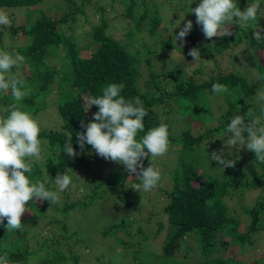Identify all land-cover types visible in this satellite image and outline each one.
<instances>
[{"label":"trees","instance_id":"trees-1","mask_svg":"<svg viewBox=\"0 0 264 264\" xmlns=\"http://www.w3.org/2000/svg\"><path fill=\"white\" fill-rule=\"evenodd\" d=\"M44 1L47 0H0V9L12 10L9 13L11 25H0V50L10 54L19 53L26 58V63L19 70L14 68L11 73L14 75L19 71L31 88L30 96L20 102L23 111L33 117L39 116L42 110L52 107L48 99L57 93L54 110L62 124L56 128L41 127L39 139L45 142L41 143V147L48 154L33 161L30 179L39 180L47 188L55 190V177L67 172L76 183H71L68 189L59 193L57 203L48 201L49 210L64 216L72 211L83 212L104 198L102 189H112L125 180L128 174L125 170L110 177L108 170L111 161L97 155L90 145H85L81 151L76 135L77 132L86 131L81 127V121L90 122L93 114L99 110L98 106L93 105L86 112L89 99L101 95L102 89L110 83H123L125 88L122 95L129 99L140 97L148 110L144 119L145 131L140 135L164 122L169 126L170 141L182 145L178 154L167 152L156 158L164 169L161 175H169L173 183L171 188H162L167 197L163 216L168 224L163 217H153L148 221L155 220L158 232L169 229L168 234L159 251L147 248L144 244L151 239L148 228L150 222L139 224L136 228L141 237L136 243L143 248L139 254L134 252L130 256L131 264L251 263L229 257V252L231 245L238 244L242 249L245 242L253 244L252 233L264 229V163L256 161L255 153L248 151L250 164L247 167L239 162L234 167L223 168L218 162L212 161L210 155L212 151L218 150V146L210 142L202 145V142L212 139L221 131L226 132L228 123L235 115L243 114L249 108L258 112V104L253 98L264 84V40H255L253 34L261 31L264 35V13L258 14L254 25L246 29L243 35L240 29H236L230 36L216 38L213 44L205 39L204 34L200 38L192 33L187 36L188 43L198 47L201 55L215 60L234 44H242L247 40L249 48L255 51L253 60L259 70L260 80L251 81L246 70L223 71L220 67L214 69L208 79L202 80L197 77L183 78L181 69L159 71L152 66L151 54L159 51V47L163 52L173 47L180 48L176 43L173 45L174 36L165 39L167 36L160 32L164 28L163 18L160 5L155 0H119L124 6L122 11L115 5L117 0L95 3H92L93 0H48L51 3L48 12L40 10L34 15L27 11L24 17L18 15V10L37 6ZM180 1L185 3L189 16L195 17L190 9L197 7L201 0ZM253 1L237 0V3L240 6ZM60 6L64 9H54ZM24 18L25 23H19ZM119 29L124 33L118 37L115 33ZM141 40L144 51L137 49L133 52L132 48ZM241 52H245V49ZM143 56H146L151 66L148 68V79H144L141 68ZM197 72L205 74L203 68H198ZM216 83L226 85L229 92L214 94L212 85ZM212 100L217 102L216 106L211 105ZM14 103L10 92L0 95V113L8 112ZM162 108L166 109L164 118L160 113ZM187 116L209 123L218 120L219 125L209 126L205 133L196 135L191 131L190 122H187V129L174 135L176 120L180 118L181 121ZM71 138L72 146L80 153L74 159L63 153V143ZM166 156L171 157L167 160L175 163L174 168H168L163 162ZM144 165L148 167V159L144 160ZM205 165L212 166L217 172L220 169L222 179L206 173L203 170ZM258 167L262 171H258ZM95 170H99V174ZM79 171L85 174L86 180L78 175ZM94 180L97 182L87 193V199L75 198L74 193L79 188H87ZM132 182L140 181L135 179ZM256 189L260 193L251 204L242 199L245 216L251 221L247 232H242L239 229L240 218L229 211L225 198L238 191L244 195L247 190ZM37 202L30 201L26 205L28 211H33L29 221L35 225L40 218L48 215L46 202L40 206ZM129 203L126 201V204ZM24 219L20 230L8 231L4 226L7 220L4 225H0V258H7L10 264H81L83 260L80 253L69 248L63 249L60 247L63 242L57 238L38 240V247L32 249L29 242L30 227L25 225ZM127 219L128 216H124L103 228L104 237H116L126 249L135 244L132 238L126 240L118 235L122 231L129 232L130 223ZM54 222L61 223L64 232H68L65 221H48L50 224ZM189 236L199 244L197 261L189 259L191 250L184 244L185 238ZM156 237V234L152 236L153 239ZM71 239L72 235H69L70 241L64 244L75 247L85 240L82 236L74 242ZM183 246L186 248L184 254L179 253ZM145 253L149 255L145 257ZM252 264H264V258L256 259Z\"/></svg>","mask_w":264,"mask_h":264},{"label":"clouds","instance_id":"clouds-1","mask_svg":"<svg viewBox=\"0 0 264 264\" xmlns=\"http://www.w3.org/2000/svg\"><path fill=\"white\" fill-rule=\"evenodd\" d=\"M261 12L260 0L248 3L242 11L237 0H201L199 5L190 9L196 17V24L201 27L205 39L224 37L233 34V24L246 28L258 19ZM185 20V19H184ZM178 34H174V44L186 43V37L193 28V21L187 20ZM0 25L10 26L9 13L0 9ZM253 38L264 40L261 31H256ZM183 43L179 46L183 47ZM175 50L171 53V55ZM188 55L193 62L201 58L198 47L189 50ZM26 63V58L19 54H10L0 50V95L11 93L15 100L8 112L0 113V225L8 231L20 230L22 217L28 209L30 201H59V193L64 192L72 183L67 172L57 174L54 179L55 190L49 189L45 183L30 179L34 164L41 157V127L38 119L21 109L20 102L30 96L31 88L27 85L15 68L19 70ZM123 83H110L102 89V94L91 97L87 104L88 112L93 105L98 111L88 123L81 121L86 131L77 132L81 151L90 145L101 158L123 165L129 178H136L132 189L148 192L155 189L161 180V170L153 166L156 157L164 156L170 148L169 126L161 122L141 136L145 131L144 119L148 110L140 97L126 98L122 95ZM212 92L221 95L229 92V88L220 83L212 85ZM256 102L260 106L259 113L249 108L245 113L235 115L227 125L230 135L224 147L210 153L212 161L223 168L234 167L236 161L228 158L226 146L244 145L248 151L254 152L256 161L264 163V88L256 93ZM246 134V135H245ZM63 153L76 158L78 153L72 146V138L63 143ZM150 158V165L145 167L144 160ZM0 264H10L7 258H0Z\"/></svg>","mask_w":264,"mask_h":264},{"label":"rangeland","instance_id":"rangeland-1","mask_svg":"<svg viewBox=\"0 0 264 264\" xmlns=\"http://www.w3.org/2000/svg\"><path fill=\"white\" fill-rule=\"evenodd\" d=\"M105 2L106 0H93L92 3L95 2ZM254 2V1H253ZM155 3L160 5V11L163 18V25L164 28L160 30L162 35H166L167 39L170 36H174V34H178L180 28L183 27V20L184 23L187 20L193 21V28L190 33H192L195 37L200 38L203 35L202 29L200 26L196 24V17H190L187 11V8L184 7L185 3L180 0H155ZM261 3V12L264 13V0H260ZM152 4V1L150 2ZM115 5L122 11L124 10V6L121 1L117 0ZM51 6L50 1H44L43 3L32 6L28 9L23 8L18 10L20 13L18 15L23 16L27 11H31L34 15L37 14L38 11L42 10L44 12H48L49 7ZM240 9L243 11L246 7V3H242L239 6ZM55 10L64 9L63 7L56 8ZM5 12L10 13L12 12L11 9H7ZM255 22V21H254ZM254 22L252 25H254ZM19 23H25V18L20 21ZM251 25V26H252ZM180 27V28H178ZM250 27V26H249ZM246 28H239V26L233 24L231 27L232 32L236 29H240L243 35L244 31L248 29ZM146 28V27H145ZM148 29V28H146ZM122 30H117L115 33L116 36H122L124 32L121 33ZM160 35V34H159ZM160 35V37H162ZM218 37H214L209 42L213 44ZM186 43L178 42L176 43L178 46L179 44L183 43V47L180 48H171L168 49L167 52H163L161 47H159V51L152 53L153 59V67L159 71H166L167 69L176 68V70L181 69L183 70L182 77L183 78H192L197 77L199 79H208L209 74L220 67L223 71H229L230 69H239L241 72L247 71L249 72V79L253 82H258L261 78L259 70L255 67L254 60L255 57L253 56L255 51L249 48V42L244 40L242 44H234L224 55L218 56L215 59L206 57L201 55V58L195 62H193V58L188 55V52L193 46L188 43V38L186 37ZM142 40L137 43L136 47L132 48V51L135 52L137 49L144 51V47L142 46ZM245 49V52H241ZM175 50V52L171 55V53ZM254 59V60H253ZM141 68L144 74V79H148L149 73L148 68L151 67L147 61L146 56L142 57L141 61ZM198 68H203L205 74L200 75L198 74ZM144 88V87H143ZM264 88V84L262 86ZM256 94L253 98L255 100ZM57 98V93H53L51 97H49V101L52 102V107L44 109L40 112V115L35 117L38 119L40 123V127L44 126L46 128H56L61 126L62 122L57 116V112L54 110L56 109L55 100ZM217 102L214 100L211 101V105L216 106ZM163 107V104L162 106ZM165 108L160 109V113L164 118ZM257 114L259 113L260 106L257 107ZM220 113L222 111H219ZM187 122H190L191 131L193 134H201L205 133L209 126H217L219 125V121L215 120L211 123L204 122L203 120L193 119L190 116H187L183 120L180 121V118L176 120V124L174 125L173 134H181L184 130L187 129ZM229 133L225 131H221L218 135L212 137V139H205L202 142V145H207L210 143H214L218 146V150L223 148L225 143L227 142V138ZM43 144L45 142L41 140ZM182 145L181 144H174L173 142L170 143L169 153L176 155ZM226 153H228L229 159H234L236 161L235 165L239 162H242L246 167L250 164V153L245 148L244 145H239L236 147L226 146L225 148ZM48 152L45 148L42 149L41 157L47 155ZM166 156L163 160L167 164L168 168H174L175 163L168 162L167 159L171 158ZM157 158V157H156ZM153 159L152 164L153 166H157L161 171L164 169L161 168L158 164L157 159ZM166 160V161H165ZM168 162V163H167ZM150 165V158L148 159V166ZM112 169H117V171H112ZM111 170V171H110ZM125 168L123 165L111 162L110 168L108 170L109 176H115L119 172L124 171ZM203 170L208 174H214L217 177L222 179V174L217 172L213 169L212 166L205 165ZM258 171H262L260 167H258ZM96 174H99V170H95ZM78 175L84 180H86V176L83 172L79 171ZM90 176H88L89 178ZM136 178H129L127 174L125 180L122 182L121 185L113 186L112 189H102V193H104V198L98 201L95 205H91L86 208L83 212L82 211H72L67 215L59 214L60 212L53 213L52 210H49L50 203L45 201V208L48 210V215L43 216L39 219V223L35 225V223L29 221L33 215V211H28L24 214L22 218H26L25 225L30 227L31 233H29V242L31 244V248H37L38 245L36 242L38 240L43 241L44 239L48 238H57L61 240L63 243L60 244L63 249H73L76 251L81 257V264H131L130 256L136 252L137 254L140 253V250L143 246L136 243L140 239V235L138 234L137 226L139 224H145L150 222V229L149 232L151 233V239L144 244L145 247L150 249H157L159 251V247L163 244L168 230L166 229L162 232L157 231V223L155 220L148 221L149 219L156 217L161 218L163 216V208L167 203V197L165 196L164 190L162 188H171L172 187V179L169 175L162 176L158 186L153 189L152 191L148 192H138L132 189V185ZM97 180L91 182L87 188H79L75 194V198L82 197L86 198L87 193L95 186ZM75 184V181H72ZM63 193V192H62ZM260 191L256 190H247L244 195L239 194V191L233 195L226 196L225 200L228 203L229 211L238 216L240 218V231L247 232L248 227L250 225V220L245 216L243 210V200L247 201L251 204L256 196H258ZM243 199V200H242ZM126 201L130 202L126 204ZM38 206L42 203L37 202ZM128 216V222L130 223L129 232L122 231L118 235L126 240L132 238L131 248L126 249L122 247L121 243L117 241L116 237L114 236H103V228L105 225L110 224L112 222H116L120 220L122 217ZM50 219H58L60 221H65L68 224V232H64L63 225L61 223H48ZM166 221V217L163 219ZM168 224V223H167ZM156 234V238H152V236ZM226 234V233H225ZM69 235H72L71 241L74 242L77 240L78 237L82 236L85 240L80 242L75 247H71L68 244H64L69 239ZM252 238L254 239V243L245 242L244 248L241 249V246L238 244H234L230 246L229 257H234L238 259H242L244 262H251L252 264L256 259L264 258V229L253 232ZM185 245L190 248L191 256L190 260L197 261L199 260L200 249H198L199 244L196 239L191 238V236L185 238ZM68 249V250H69ZM183 248L179 251V253L184 254ZM67 250V253H69ZM149 253H145L144 256L147 257ZM181 261L190 262V260L179 258Z\"/></svg>","mask_w":264,"mask_h":264}]
</instances>
